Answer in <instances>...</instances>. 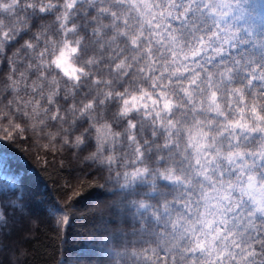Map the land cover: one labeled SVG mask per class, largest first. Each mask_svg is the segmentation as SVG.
Instances as JSON below:
<instances>
[{"label": "clouds", "instance_id": "9594fccd", "mask_svg": "<svg viewBox=\"0 0 264 264\" xmlns=\"http://www.w3.org/2000/svg\"><path fill=\"white\" fill-rule=\"evenodd\" d=\"M260 40L264 0H0V144L55 154L77 196L92 174L54 205L89 222L86 264H229L237 208L264 220V87L233 63Z\"/></svg>", "mask_w": 264, "mask_h": 264}, {"label": "trees", "instance_id": "16d2710c", "mask_svg": "<svg viewBox=\"0 0 264 264\" xmlns=\"http://www.w3.org/2000/svg\"><path fill=\"white\" fill-rule=\"evenodd\" d=\"M29 147L23 140L11 146L0 144V193H14L6 206L0 205L4 208L0 264H86L84 237L89 222L75 211L67 215V222H61L64 215L54 212L52 206L81 209L102 193L94 189L89 174L80 179L91 181L93 188L85 196L74 195L81 191L75 187V174L55 163V154L31 153ZM27 178L35 189L29 187ZM25 217L29 222L17 227L16 222Z\"/></svg>", "mask_w": 264, "mask_h": 264}, {"label": "snow or ice", "instance_id": "6c2138e0", "mask_svg": "<svg viewBox=\"0 0 264 264\" xmlns=\"http://www.w3.org/2000/svg\"><path fill=\"white\" fill-rule=\"evenodd\" d=\"M196 2L202 5L205 3V0H196ZM221 2L222 0H211V3L214 5H219ZM234 19L243 20V10H240L239 15L234 14ZM248 42L241 41V43ZM234 47L236 46L234 45ZM256 48L260 49L258 57L254 51L238 53V59L234 60L233 63L234 65H238L235 68L237 74L242 75L245 80L249 76H252L254 77L253 83L259 80L261 87H264V40H260L258 43L254 42L253 49ZM257 64H259V67H255L254 69V66ZM74 195H78V192L74 193ZM52 210L57 212L54 205L52 206ZM237 212L239 215L233 216L232 225L234 235L238 239L228 248L229 264H264V220L257 223L248 209L238 207ZM67 220V215L61 217V222H67ZM161 251L163 253L165 249H161ZM161 259L163 260V264H168L169 259H171L172 264H189V254H186L182 248H173L171 255H162ZM192 264H195L194 260ZM219 264H223V259L219 261Z\"/></svg>", "mask_w": 264, "mask_h": 264}, {"label": "rangeland", "instance_id": "374dc122", "mask_svg": "<svg viewBox=\"0 0 264 264\" xmlns=\"http://www.w3.org/2000/svg\"><path fill=\"white\" fill-rule=\"evenodd\" d=\"M34 215H36V214H34ZM24 221H25V222H29V218H28V217H25V220H23V221H22V220H18V221L16 222V226H17V227H20L21 224H22ZM5 253H6V252H5ZM5 253L2 252L3 255H4ZM8 253H9V252H7V254H8Z\"/></svg>", "mask_w": 264, "mask_h": 264}, {"label": "bare ground", "instance_id": "6f19581e", "mask_svg": "<svg viewBox=\"0 0 264 264\" xmlns=\"http://www.w3.org/2000/svg\"><path fill=\"white\" fill-rule=\"evenodd\" d=\"M26 180H27V182H28L29 187L32 188V189H35V186H31V185H30V183H29V181H28V178H27ZM0 219H1V218H0Z\"/></svg>", "mask_w": 264, "mask_h": 264}]
</instances>
